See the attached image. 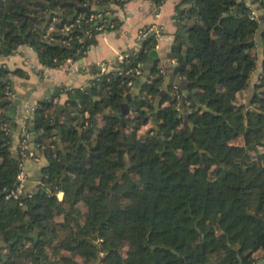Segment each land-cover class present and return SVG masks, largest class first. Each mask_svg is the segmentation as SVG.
Segmentation results:
<instances>
[{"label":"trees","instance_id":"obj_1","mask_svg":"<svg viewBox=\"0 0 264 264\" xmlns=\"http://www.w3.org/2000/svg\"><path fill=\"white\" fill-rule=\"evenodd\" d=\"M86 2L0 0V264H264V0L176 3L173 69L187 82V120L181 87L170 84L157 98L164 87L158 58L141 79L154 33L94 78L92 93L66 89L73 126L62 112L61 134L58 95L39 100L28 129L36 134L34 156L46 159L40 185L7 197L23 155L13 148L18 122L6 90H14L13 74L28 73L1 59L23 44L47 67L84 57L99 32L121 25L89 20L111 8L76 13ZM139 62L140 75L127 72ZM245 89L251 94L242 101Z\"/></svg>","mask_w":264,"mask_h":264},{"label":"crops","instance_id":"obj_2","mask_svg":"<svg viewBox=\"0 0 264 264\" xmlns=\"http://www.w3.org/2000/svg\"><path fill=\"white\" fill-rule=\"evenodd\" d=\"M178 1L165 0L161 5H156L150 0H128L124 6H119L112 2L107 4L111 9L109 11L106 10V12L103 11L104 14L102 15H110L105 16L109 20L117 18L121 22L120 27L103 29L97 35L98 43L91 46L84 57L77 60H67L63 66L47 67L43 65L39 60L37 51L28 44H23L12 54L4 56L1 61L7 67L10 69L21 67L28 73L27 76L15 74L11 76L13 88L16 92L14 101L19 100L13 109L18 122L13 132V148L15 149L20 141L21 127L19 118L25 104L34 105L41 99L57 94L56 98L59 105L62 103L66 105L68 97L66 89L68 87H83L87 89V86H90L88 90L92 93V81L98 72L102 70L103 63L108 65L109 70L118 67L116 64L123 61L119 55L125 53L128 48L137 46L138 30L142 26L156 24L161 27L163 35L158 39L152 59H159V67L164 73V77L174 74L173 67L176 60L172 55V47L177 31L175 6ZM261 59L262 55L259 54V61ZM259 69L260 67H258L256 73H258ZM93 97L94 99L96 98L94 95ZM158 100L156 101L157 104ZM102 116L99 115V122H102ZM153 125L152 121L149 122L141 128L140 132H145ZM29 150L35 155L36 151L31 148V138L29 140ZM44 163H46V159L41 155L38 159L33 156L28 158L29 182L27 183L29 188L40 185V168ZM59 196L62 197L63 192H60Z\"/></svg>","mask_w":264,"mask_h":264},{"label":"built area","instance_id":"obj_3","mask_svg":"<svg viewBox=\"0 0 264 264\" xmlns=\"http://www.w3.org/2000/svg\"><path fill=\"white\" fill-rule=\"evenodd\" d=\"M246 1H247V3L249 5L252 4L251 0H246ZM254 13L257 14L256 11H254ZM101 15L102 14H91L90 17H89V20H95V19L98 20L101 17ZM104 18H106V17H104ZM56 19L57 18H55L54 21ZM73 25L74 24H72V23L66 24L64 27H62V30L68 31ZM151 33H154L156 35L157 39H159L163 35L161 27H159L156 24H150V25H147V26H142L138 30V34H137L138 43H137V46L135 48L138 49L140 47V42H141L140 40L142 38H144V37H147ZM126 55L127 54H125V53H121L119 55V57H120V59L124 60ZM107 71H109L108 65L103 63L101 73L97 74L95 76V78L96 79H100V75L102 73H106ZM130 71H133L136 75H140L142 73L141 63L139 62L137 67L130 68V69L127 70V72H130ZM133 83H134L133 80H130L128 82V84L130 86H133ZM6 95L10 99H15L16 92L12 88L8 87L7 90H6ZM34 109H35V104L34 105L25 104V106L23 108V111L21 112V115H20V118H19V124H20V127H21V137H20V141H19L17 146H20L19 148H20V151H21V153L23 155V160L20 162V170H19V173L17 175V183H16L15 187L12 188L8 192L7 197H13L15 199H20L23 194L27 193V191H28L27 190L28 189L27 188V182H28L27 160H28V158L30 156H33V157L38 159V157L34 156V153L29 150V140L31 138L32 132L28 129V125H29V123L31 122V120H32V118L34 116ZM0 113H1V111H0ZM3 127L5 129H7V130L9 129L7 123H5L3 125Z\"/></svg>","mask_w":264,"mask_h":264},{"label":"water","instance_id":"obj_4","mask_svg":"<svg viewBox=\"0 0 264 264\" xmlns=\"http://www.w3.org/2000/svg\"><path fill=\"white\" fill-rule=\"evenodd\" d=\"M86 1H87L86 4L76 7V13L80 9H83L85 11H89L90 9H97L100 12H103V11H105L106 8H109V5H106L107 7L106 6H104V7L96 6V5H92L90 2H88V0H86ZM252 1H253V3H256L257 0H252ZM105 16H110V15H107V14L103 15L102 17H100L95 22V24H99L101 21H103ZM262 16L263 15H260V17H262ZM111 18H113V17H111ZM182 33L186 36V38H188V35L186 33V29H183ZM152 65H153V59H152V56H151V58L145 63V71H144V75L141 78L142 80L146 79V77L151 74ZM164 79H165V82H164V85H163L164 87H163V90L161 91V93L158 95V98L160 99L162 97L163 93L167 90V88H168V86L170 84H176L179 87H181L184 90V95L182 97V100H181L179 106H180L181 112L185 115V118L187 120V114H186V111H185V102L187 101L188 96H189V94L187 93V82L184 79H181L180 77H176L174 74L167 75V76L164 77ZM87 89H90V86H87ZM138 91H139V86L136 85L133 88V90L127 94V96L125 97V99H124V101L122 103V111L123 112H126L128 110V108H129V103H128L129 97L131 95L137 93ZM18 102H19V100H15L14 101V105H17ZM61 111H65L66 112L68 120H69L70 124L73 126L71 110L65 104H63V103L60 104L58 106V108L56 110V114H55V124L57 126V131L59 132V134H61V132H62V126L60 124V119H59ZM124 119H125V117L123 118V120ZM155 127H158V125H155ZM35 136H36V134L34 132H32V135H31V148L34 149L35 151H38L36 146H35V140H34ZM37 188H39V186Z\"/></svg>","mask_w":264,"mask_h":264},{"label":"rangeland","instance_id":"obj_5","mask_svg":"<svg viewBox=\"0 0 264 264\" xmlns=\"http://www.w3.org/2000/svg\"><path fill=\"white\" fill-rule=\"evenodd\" d=\"M253 79H254V80L256 79V74L254 75ZM250 94H251L250 90H244V91H242V92L240 93V99H241L242 101H247L248 98H249V96H250ZM150 124H151V123H150ZM151 125H152V124H151ZM233 142H235V143H242V142H243V139H242V137H239V138L235 139Z\"/></svg>","mask_w":264,"mask_h":264}]
</instances>
